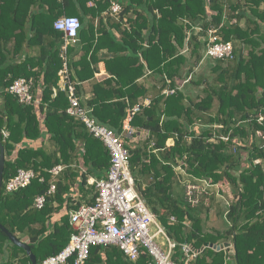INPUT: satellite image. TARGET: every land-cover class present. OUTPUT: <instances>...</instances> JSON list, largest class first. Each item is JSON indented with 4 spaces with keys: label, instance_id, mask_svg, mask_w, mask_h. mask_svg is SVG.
<instances>
[{
    "label": "trees",
    "instance_id": "trees-1",
    "mask_svg": "<svg viewBox=\"0 0 264 264\" xmlns=\"http://www.w3.org/2000/svg\"><path fill=\"white\" fill-rule=\"evenodd\" d=\"M91 2L0 0V144L5 157L0 224L26 243L40 264L68 244L70 214L79 206L65 204L71 187L80 180L85 192L82 183L87 177L101 179L107 173V150L82 122L66 115L68 100L58 89L63 35L53 23L76 17L82 25L90 16L100 22L96 31L93 23H85L87 41L81 48L68 47V78L79 97L78 84L95 79L99 62L104 63L109 77L91 86L94 94L84 105L99 124L117 134L128 107L150 99L149 107L131 121L148 137L136 145L124 138L123 144L136 190L178 245L172 260L183 264L180 245L188 244L199 251L191 264H230L228 249L204 247L228 243L236 264H264V127L252 119L264 106V0H125L119 21L105 23L99 17L108 10V2L98 0L88 7ZM124 16L128 29H122ZM243 19L244 28L239 24ZM219 26L221 41L234 45V58L202 61L206 31ZM80 50L81 57L74 61ZM21 55L24 58L17 61ZM189 76L190 82L177 90ZM18 78L42 88L39 106L20 104L6 92ZM165 90L175 91L165 95ZM226 135L229 142L219 138ZM44 137L49 149L43 143H26ZM60 165L66 168L54 180L55 193L35 210L34 199L44 195L52 181L46 170ZM20 169H33L43 181L5 193L6 182ZM203 181L231 200L224 218L231 226L225 232L205 227L208 217H200L203 201L195 206L188 202L187 185ZM209 195L214 200V194ZM62 210L60 220L53 219ZM5 251L9 256L0 264H30L25 251L0 231V256ZM150 259L141 255L131 262L116 247H92L86 264H147Z\"/></svg>",
    "mask_w": 264,
    "mask_h": 264
},
{
    "label": "built area",
    "instance_id": "built-area-1",
    "mask_svg": "<svg viewBox=\"0 0 264 264\" xmlns=\"http://www.w3.org/2000/svg\"><path fill=\"white\" fill-rule=\"evenodd\" d=\"M102 1L109 4L107 14L117 20L123 9L122 2L125 0ZM53 28L63 35L60 55L64 62L63 68L58 72L60 82L58 89L66 94L68 100L65 113L82 122L88 133L103 144L109 155V168L103 178L88 179V185L94 187V200L93 203L79 205L70 214L72 233L67 246L57 255L43 260L40 264H67L69 261L73 264H86L89 250L92 247L106 246L118 248L127 261L134 262L141 255H147L151 258L147 264H176L172 260V255L178 245L167 236L136 190L129 168V153L123 144L124 138L133 137L136 133L131 126V121L143 108L149 107L150 101L128 107L121 134L99 124L91 115V111L81 106L75 85L68 78L66 53L68 47L78 41L81 24L76 17H62L53 23ZM220 28L221 26L212 27L206 31V37L203 39L202 61L234 58V45L232 42L221 41ZM194 29L202 32L200 27ZM190 80L191 76L187 77L177 90L183 89ZM33 87L32 80L18 78L13 80L5 90L20 104L38 106L40 102L32 93ZM174 91L165 90L163 93L172 95ZM253 118L258 125L264 127V106L256 112ZM1 134L4 138L7 137L5 130H2ZM219 138L224 142L230 140L229 135ZM62 170V166L46 170L52 176V181L47 192L34 199L33 208L35 210L42 209L47 197L55 193L54 180ZM39 175L33 169H20L6 182L4 191L10 194L26 188L36 179L43 181ZM203 184L202 187L194 184L187 185L186 195L192 206L201 199H206L209 195L208 189L213 187L206 181H203ZM170 220L174 221V218ZM151 227L155 228L152 233ZM159 237L166 245V252H163L160 244L156 242ZM180 247L183 253V264H191L199 255V251L193 249L191 245L183 244Z\"/></svg>",
    "mask_w": 264,
    "mask_h": 264
},
{
    "label": "crops",
    "instance_id": "crops-1",
    "mask_svg": "<svg viewBox=\"0 0 264 264\" xmlns=\"http://www.w3.org/2000/svg\"><path fill=\"white\" fill-rule=\"evenodd\" d=\"M90 1H92L89 5H88V7H92V5L94 4L95 5V2L97 1V0H90ZM93 3V4H92ZM99 18H102V22L103 23H105V22H107V21H111L112 19H113V21L114 22H118L119 21V18L116 20V19H114V18H112V17H110L108 14H107V11L106 12H103V13H101L100 14V17ZM135 17L134 16H132L131 17V19H134ZM111 19V20H110ZM127 20H129V19H127L125 16H124V18H123V22H122V29L123 28H126V29H128L129 28V25H128V22H127ZM99 19L98 18H95L94 20H92L91 18H90V16L88 17V16H86V17H84V24H82L81 25V29L79 30V35H78V41L75 43V44H73L74 46H76L77 48H81V46H83V42H86L87 41V39H85V36H84V33H83V29H84V27H85V23H88V24H91V23H93L94 24V28L95 27H97V25L99 24ZM240 24V27H242V28H244L245 27V20L243 19V20H241V22L239 23ZM94 31H96V28L94 29ZM111 33L113 34V35H115L117 38H119L120 37V35H119V32L118 31H116L115 29H112L111 30ZM26 48H24L23 47V53H27L28 52V50H25ZM82 51L80 50V51H78V52H76L75 54H74V56H73V60L74 61H78L79 60V58L81 57V55H82ZM104 54H105V50H102L101 52H100V54H99V56L102 58L103 56H104ZM24 57L21 55V57H16V60L17 61H20V60H22ZM98 68H99V72L98 73H96L95 74V79H93V80H90V81H87V82H84V83H81L80 85L78 84V89H79V93H80V95H79V100L82 102V104L84 105V102L86 101V100H88L90 97H92L93 96V92H92V88H91V86L94 84V83H96L97 81H100V80H102L104 77H109L108 75H107V73H106V70H105V65H104V63L103 62H99V64H98ZM140 82H145V79H141V81ZM150 82V81H149ZM59 84H60V82H58V86H59ZM32 93H33V95H34V97L40 102V100H41V95H42V88H40V87H38V86H36L35 87V85H34V87H33V91H32ZM0 94H1V91H0ZM55 94V93H54ZM81 98V99H80ZM145 101H150V99H148V98H145V99H143V100H141V101H139L138 103H143V102H145ZM2 103V99H1V96H0V104ZM137 103V104H138ZM40 104V103H39ZM136 105V104H135ZM39 106V105H38ZM84 108H86L87 110H89V111H92L89 107H87V105H84L83 106ZM70 117V116H69ZM135 130H136V133L134 134V136L133 137H130V138H128L129 139V143L131 144V145H136V144H139L140 142L139 141H137L138 139H141L142 138V136L143 135H146L147 137H148V132L146 131V130H143V129H140V128H138V127H133ZM47 138L48 137H44V140L42 141L41 139H39V140H37V141H26V143L27 144H30L31 146H34V147H38V146H40L42 143H43V145H45L46 147H48V149L50 148V144L48 143V140H47ZM134 142H136L135 144H134ZM20 148V146L19 145H17L16 146V149H19ZM61 166V165H60ZM63 167V170L62 171H64L65 170V166H62ZM72 168L74 169V171H78L79 172V174L81 175V173H83L82 171H83V169H81V168H78L76 165H72ZM61 175H62V172L58 175V177H56V180L58 179V178H60L61 177ZM88 179H96L95 177H92V176H89V177H87V179L85 180V183L83 182L82 184H83V190H85V192L84 191H81V182H80V180H78L77 181V183H75L72 187H71V189H70V193H69V195H68V199L66 200L67 201V203H65V204H67V205H69L70 207H74V206H78V205H81V204H90V203H93V200H94V187L93 186H91V185H88V183H87V181H88ZM213 189V192H211L212 194H214V196L217 194V192H215L214 190H216L215 188H212ZM216 197H217V195H216ZM65 208H66V205H65ZM64 210H62L61 212H59L58 214H56L54 217H53V219H55V220H60V218L62 217V215H64ZM223 250H226V249H228V251H226L225 253H226V255L227 256H229L230 258H231V260H232V258H233V249H231V248H222Z\"/></svg>",
    "mask_w": 264,
    "mask_h": 264
},
{
    "label": "rangeland",
    "instance_id": "rangeland-1",
    "mask_svg": "<svg viewBox=\"0 0 264 264\" xmlns=\"http://www.w3.org/2000/svg\"><path fill=\"white\" fill-rule=\"evenodd\" d=\"M197 32V31H196ZM205 64V63H204ZM203 65V64H202ZM147 138L146 135H143L141 139H138L137 141L139 142H143L145 139ZM136 142H134L135 144ZM196 186H204V184L201 183H192ZM209 193L212 194L211 192H213L212 188H209ZM215 192H217V189L214 190ZM217 195V197H216ZM214 196V200L210 199V195L208 197L201 199L200 201H203L204 205L203 207H205L204 210H202V213L200 215V217L205 221L206 215L208 217L207 222L204 223L205 227L211 231V230H215L217 229L218 231H227V229L229 230L230 226L228 224V226H226L225 222H224V218L227 216L226 214V210L228 209V205H231L230 203V199L226 196V195H222L219 194L217 192ZM198 205V203L196 204ZM195 206V205H193ZM209 207V208H208ZM207 211L208 214H206L205 212ZM155 231L154 227H151V233ZM157 244H160V248L163 252H166L167 248L166 245L162 242V238H158L156 240ZM229 248L232 249V245L229 244ZM5 255L9 256V253H7L5 251V253H3L0 256V262L2 261V259L5 257Z\"/></svg>",
    "mask_w": 264,
    "mask_h": 264
},
{
    "label": "water",
    "instance_id": "water-1",
    "mask_svg": "<svg viewBox=\"0 0 264 264\" xmlns=\"http://www.w3.org/2000/svg\"><path fill=\"white\" fill-rule=\"evenodd\" d=\"M4 162H5L4 147H3L2 144H0V190H1V187H2V176H3V171H4ZM0 231L7 237L9 242H11L15 246H17V247H19V248H21V249H23L25 251L26 255L29 257L30 264H37L34 255L31 254L30 247L26 243L20 241L17 237L12 235L1 224H0ZM229 246L230 245L228 243L223 244L222 247L221 246H214V245H210V244H205L204 245L205 248H212V249H215L217 251L221 250L222 248H229ZM230 264H236L235 259L231 260Z\"/></svg>",
    "mask_w": 264,
    "mask_h": 264
}]
</instances>
